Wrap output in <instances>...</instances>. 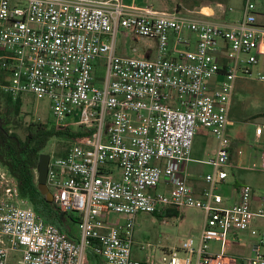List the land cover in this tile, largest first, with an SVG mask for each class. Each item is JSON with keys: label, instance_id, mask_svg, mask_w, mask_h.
<instances>
[{"label": "built area", "instance_id": "1", "mask_svg": "<svg viewBox=\"0 0 264 264\" xmlns=\"http://www.w3.org/2000/svg\"><path fill=\"white\" fill-rule=\"evenodd\" d=\"M256 1L243 0L237 22L219 24L201 11L125 0H0V93L48 99L58 129L90 132L63 156L49 154L46 185L61 212L79 217L77 239L22 205L16 180L0 166V264H90V251L104 264H154L132 258L136 217L181 208L203 211V229L164 263L239 264L210 244L231 247L246 233L253 256L241 264H264V193L257 209L250 186L239 188L236 204L219 193L231 168L236 82L264 83V72L253 71L264 46ZM121 40L152 41L156 55H122ZM201 128L218 150L197 196L187 170Z\"/></svg>", "mask_w": 264, "mask_h": 264}, {"label": "rangeland", "instance_id": "2", "mask_svg": "<svg viewBox=\"0 0 264 264\" xmlns=\"http://www.w3.org/2000/svg\"><path fill=\"white\" fill-rule=\"evenodd\" d=\"M137 5L146 6L151 4L155 9L161 11L173 12L176 9L177 4L187 6L183 0H134ZM204 0H189L187 4H195ZM223 1L226 4L229 14L232 17H236L242 12L243 0H218ZM264 0H257L256 3L260 7L261 17L258 19L259 22H264ZM129 46H133L137 49V52H129V55H144L145 49L153 46V42L149 40H139L129 42ZM97 78L102 80L105 75V69L102 65L97 67ZM100 87V84H96ZM22 107L21 114L16 121L19 122L20 126L18 129L12 131L18 132L22 137L25 136V129L30 123L42 122L48 124L51 127L56 126L52 109L51 102L48 99L39 100L32 94L22 95ZM235 103V100H234ZM249 104L250 110L254 108L251 102ZM233 116L230 115L231 121H235L236 112L238 111V105H234ZM254 111V110H252ZM263 121V120H259ZM65 129V128H64ZM63 129V131H65ZM241 131V132H239ZM252 134L246 130L245 127H241V124L235 122L233 127L228 129V138L237 146L238 153L240 149H243L244 153L248 150L257 148L258 145L251 142ZM245 140L242 142L241 139ZM76 142L69 138H53L48 141V144L44 150V154L60 155L67 151ZM218 141L211 135L209 131L205 134H197L194 140V147L191 157L193 160L204 161L205 166L200 167L202 175H205L209 171L208 161L215 157L217 154ZM229 174V178L226 181V185L219 188V193L226 198L227 204H232L231 196L238 187L247 185L255 187L258 191L264 187V176L256 173H246L247 175L242 177L241 175L234 176L233 171L230 168H226ZM237 172V171H236ZM116 177H119V172L116 170ZM163 190V189H162ZM158 192H161L159 187ZM261 193V192H260ZM22 205L29 206L26 201L22 198ZM30 207V206H29ZM148 217V216H147ZM110 221L118 223L121 221V217L117 215H111ZM205 222V214L200 211H186L180 214L178 218L167 220L162 222L161 219L155 217L154 219L149 217L146 222H138V226L135 229V243L133 246L132 257L137 261L151 260L154 264H166L163 262L165 251L176 250L181 248L182 244L189 238H198L203 229ZM78 232V229H75ZM253 245L254 239L250 234L242 233L239 237V241L236 244H232V248L224 247L221 243H211V251L219 252L226 250L230 256L235 257L237 260H245L253 256Z\"/></svg>", "mask_w": 264, "mask_h": 264}, {"label": "crops", "instance_id": "3", "mask_svg": "<svg viewBox=\"0 0 264 264\" xmlns=\"http://www.w3.org/2000/svg\"><path fill=\"white\" fill-rule=\"evenodd\" d=\"M125 2L130 5L134 3L137 7H145L142 5H137L134 0H125ZM264 3V1H262ZM151 5V4H148ZM147 6V5H146ZM152 6V5H151ZM243 8V5H242ZM210 10L211 14H204V10ZM201 11L202 14L207 15L210 21L219 23V24H232L237 22L242 15V12L240 15L236 17H232L231 14H229V10L227 9V6L223 1L218 0H204L200 7H195L193 9H190V7H185L179 12H186V11ZM161 11V10H159ZM174 11H178L175 9ZM173 11V12H174ZM170 12V11H166ZM257 13H258V19L261 17V11L260 7L257 4ZM259 22V21H258ZM260 25H264V22H259ZM139 41V40H136ZM130 42V41H129ZM129 42L127 44L124 43V41H120V49L119 53L122 55H129L130 50L135 49L137 52V49L133 46H129ZM133 42V41H132ZM156 55V49H155V43L153 42V46L148 47L145 49V54L141 55L146 58H154ZM258 58H259V64L254 68V73L258 72H264V46L261 47L258 50ZM235 100V103H234ZM247 102H251L254 105V108L250 110L249 104ZM238 105V111L236 112V120L233 121V127L235 125V122H238L241 124V127H245L246 130L248 129L249 132H251L252 137L251 142L258 145L257 148H254L253 150H248L247 153H244L243 149H240L238 153L237 146L233 144L231 141V171H233L234 176H236V173L238 176H246V173H256L259 175L264 176V83H259L255 81H249V80H238L235 85V91L233 96V103L232 108L230 111V115L233 116V108L234 105ZM263 120V121H259ZM257 129H261L262 133L261 135H258L256 133ZM207 130L201 128L198 130L197 134H205ZM241 132V131H239ZM196 134V135H197ZM195 140V139H194ZM242 142H245L243 138L241 139ZM194 147V143H193ZM192 147V151H193ZM218 148V146H217ZM192 155V154H191ZM191 163L188 166V183L190 187L193 189L194 193L197 196H200L201 193L206 189L207 185L204 181V176L207 175L212 171L211 166H209V171L202 175V172L200 170V167L205 166L204 161L201 160H193L191 157ZM237 171V172H236ZM229 178V177H228ZM227 181V180H226ZM227 183L225 182L224 185ZM241 187V186H240ZM236 189L231 196L232 204H236L239 201V188ZM254 190V197H253V209H257L261 205L260 196L264 193V187L261 189L262 191H258L253 187ZM163 189V190H162ZM165 187H161V191H165ZM261 192V193H260ZM226 199V198H225ZM183 210L186 211H200L196 209L191 208H181L177 210H169L162 214H155V215H149L140 213L136 217V227L138 226V222H146L149 220V217L155 218L158 217L161 219L162 222H166L167 220L175 219L180 216V214L183 212ZM203 212V211H200ZM204 213V212H203ZM148 216V217H147ZM264 226V221H260L257 224V227ZM238 242H234L236 244ZM255 243V240H254ZM232 248V246L230 247ZM172 251H179L181 252V248L176 250H167L165 251V254H169ZM133 254V250H132ZM133 258V257H132ZM134 260V259H133ZM137 261V260H135ZM141 262V261H137ZM146 261L143 260L141 263H145Z\"/></svg>", "mask_w": 264, "mask_h": 264}, {"label": "trees", "instance_id": "4", "mask_svg": "<svg viewBox=\"0 0 264 264\" xmlns=\"http://www.w3.org/2000/svg\"><path fill=\"white\" fill-rule=\"evenodd\" d=\"M189 0H183L187 5L177 4L176 9L181 11L185 7L193 9L200 7L201 3L187 4ZM2 83V82H1ZM0 102L4 105L5 129L0 130V165L16 180L20 197L35 211L37 216L46 224L55 225L69 235L71 239H77L79 217L61 212L54 202L47 201L39 192L37 184V171L39 158L44 154L48 141L53 138H69L76 143H81L90 134L81 126L67 127L63 131L56 126L51 127L42 122L30 123L22 137L16 130L20 126L16 118L20 117L22 98L13 100L0 93ZM65 153H61L63 156ZM90 264H104L103 260L89 252ZM242 261L239 260V264Z\"/></svg>", "mask_w": 264, "mask_h": 264}, {"label": "water", "instance_id": "5", "mask_svg": "<svg viewBox=\"0 0 264 264\" xmlns=\"http://www.w3.org/2000/svg\"><path fill=\"white\" fill-rule=\"evenodd\" d=\"M49 161H50L49 154H42L40 156L39 166L37 171V184H38L39 192L46 198V200L53 202V196L46 185Z\"/></svg>", "mask_w": 264, "mask_h": 264}, {"label": "flooded vegetation", "instance_id": "6", "mask_svg": "<svg viewBox=\"0 0 264 264\" xmlns=\"http://www.w3.org/2000/svg\"><path fill=\"white\" fill-rule=\"evenodd\" d=\"M3 108H4L3 102H0V130L1 131L5 129V119H4V109Z\"/></svg>", "mask_w": 264, "mask_h": 264}, {"label": "bare ground", "instance_id": "7", "mask_svg": "<svg viewBox=\"0 0 264 264\" xmlns=\"http://www.w3.org/2000/svg\"><path fill=\"white\" fill-rule=\"evenodd\" d=\"M204 14H208V15H210V14H211V11H210V10H207V9H205V10H204Z\"/></svg>", "mask_w": 264, "mask_h": 264}]
</instances>
